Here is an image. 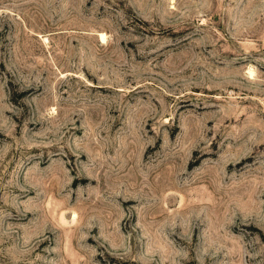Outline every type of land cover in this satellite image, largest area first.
<instances>
[{
  "label": "rangeland",
  "instance_id": "1",
  "mask_svg": "<svg viewBox=\"0 0 264 264\" xmlns=\"http://www.w3.org/2000/svg\"><path fill=\"white\" fill-rule=\"evenodd\" d=\"M0 264H264V0H0Z\"/></svg>",
  "mask_w": 264,
  "mask_h": 264
},
{
  "label": "bare ground",
  "instance_id": "2",
  "mask_svg": "<svg viewBox=\"0 0 264 264\" xmlns=\"http://www.w3.org/2000/svg\"><path fill=\"white\" fill-rule=\"evenodd\" d=\"M100 38H101V39L104 38V37H103V33H100ZM102 40H103V39H102Z\"/></svg>",
  "mask_w": 264,
  "mask_h": 264
}]
</instances>
